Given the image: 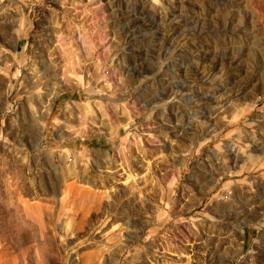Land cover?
Returning <instances> with one entry per match:
<instances>
[{
    "label": "rangeland",
    "instance_id": "374dc122",
    "mask_svg": "<svg viewBox=\"0 0 264 264\" xmlns=\"http://www.w3.org/2000/svg\"><path fill=\"white\" fill-rule=\"evenodd\" d=\"M0 264H264V0H0Z\"/></svg>",
    "mask_w": 264,
    "mask_h": 264
}]
</instances>
